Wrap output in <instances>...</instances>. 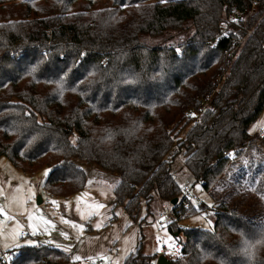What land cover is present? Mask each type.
<instances>
[{"label": "trees", "instance_id": "16d2710c", "mask_svg": "<svg viewBox=\"0 0 264 264\" xmlns=\"http://www.w3.org/2000/svg\"><path fill=\"white\" fill-rule=\"evenodd\" d=\"M263 113L264 0H0V157L51 167V196L86 187L76 159L116 173L114 205L134 220L177 198L174 264H264ZM177 157L213 200L211 228L180 225L209 207L183 196ZM15 250L11 264L71 261ZM157 257L140 240L125 264Z\"/></svg>", "mask_w": 264, "mask_h": 264}, {"label": "rangeland", "instance_id": "374dc122", "mask_svg": "<svg viewBox=\"0 0 264 264\" xmlns=\"http://www.w3.org/2000/svg\"><path fill=\"white\" fill-rule=\"evenodd\" d=\"M250 132H264V113L252 124ZM75 161L87 172L88 183L84 189L60 197L51 196L43 189L51 167L43 166L30 174L16 168L7 157H0V258L2 252L16 254L15 249L22 245L42 243L68 252L71 261L91 258L101 260L99 264H125L140 240L148 254L160 255L164 253L163 248L170 251L175 247L177 242L167 225L153 223L161 213L172 210L169 202L155 197L150 208L143 203L134 220L124 206L114 205L118 174ZM174 168L180 185L189 183L192 186L197 196L193 204L209 207L186 218L180 225L213 227L211 196L190 173L184 157L175 159ZM46 169L50 170L47 175ZM166 253V256L170 254ZM11 261L12 258L9 263Z\"/></svg>", "mask_w": 264, "mask_h": 264}, {"label": "built area", "instance_id": "2783aa9c", "mask_svg": "<svg viewBox=\"0 0 264 264\" xmlns=\"http://www.w3.org/2000/svg\"><path fill=\"white\" fill-rule=\"evenodd\" d=\"M227 33V28H223L222 34ZM225 79V77H223ZM183 196L184 197H188L191 201L197 199V196L195 195V193L193 192L192 186L189 183H186L185 185H183ZM0 209H1V205H0ZM2 216V214H0ZM171 215V210L169 211H165L164 213H161V215L159 216V218H156L153 220V223H159L161 225H167L169 218ZM24 234V233H22ZM163 254H167L166 252H169L170 254H168V257L171 258H177L180 255V251H181V245L180 244H176L175 247L170 250L167 251L165 250V248H163ZM178 250V251H177ZM15 253H13L12 251H8L7 253L2 252V258H0V264H11L9 263V259L14 258ZM46 261V259H45ZM101 260L99 259H91V258H86L84 260H75V261H70V262H65V263H61V264H99Z\"/></svg>", "mask_w": 264, "mask_h": 264}, {"label": "snow or ice", "instance_id": "6c2138e0", "mask_svg": "<svg viewBox=\"0 0 264 264\" xmlns=\"http://www.w3.org/2000/svg\"><path fill=\"white\" fill-rule=\"evenodd\" d=\"M176 51H177V54H180L181 53V50L179 48H177ZM33 71H35V68L33 69ZM49 171L50 170L46 169L45 170V175H47L49 173ZM46 223H47V221H46ZM209 223H210V221H209ZM259 242L260 241H257V243H259ZM28 243H34V242L33 241H28ZM244 243L246 245V248L243 249V251H245V253L247 255H249V257L251 258L254 255V252L252 251V249L254 248V245L250 244L247 240H245ZM170 247H171V245H170Z\"/></svg>", "mask_w": 264, "mask_h": 264}, {"label": "water", "instance_id": "95a60500", "mask_svg": "<svg viewBox=\"0 0 264 264\" xmlns=\"http://www.w3.org/2000/svg\"><path fill=\"white\" fill-rule=\"evenodd\" d=\"M42 200H40L39 202H41ZM178 202V199L175 198L171 201V204L175 205ZM155 264H174L173 261L166 256L165 254H160L158 255Z\"/></svg>", "mask_w": 264, "mask_h": 264}, {"label": "crops", "instance_id": "0c3cea01", "mask_svg": "<svg viewBox=\"0 0 264 264\" xmlns=\"http://www.w3.org/2000/svg\"><path fill=\"white\" fill-rule=\"evenodd\" d=\"M148 254V253H147Z\"/></svg>", "mask_w": 264, "mask_h": 264}]
</instances>
